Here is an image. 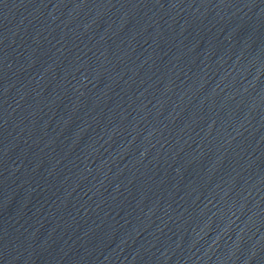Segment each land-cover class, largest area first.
<instances>
[{
  "label": "water",
  "instance_id": "1",
  "mask_svg": "<svg viewBox=\"0 0 264 264\" xmlns=\"http://www.w3.org/2000/svg\"><path fill=\"white\" fill-rule=\"evenodd\" d=\"M0 264H264V0H0Z\"/></svg>",
  "mask_w": 264,
  "mask_h": 264
}]
</instances>
